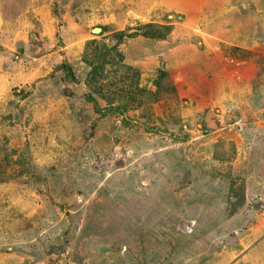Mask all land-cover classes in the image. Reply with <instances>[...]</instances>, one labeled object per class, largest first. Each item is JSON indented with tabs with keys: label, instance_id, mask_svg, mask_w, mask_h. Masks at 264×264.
<instances>
[{
	"label": "rangeland",
	"instance_id": "374dc122",
	"mask_svg": "<svg viewBox=\"0 0 264 264\" xmlns=\"http://www.w3.org/2000/svg\"><path fill=\"white\" fill-rule=\"evenodd\" d=\"M49 1L59 22L91 0ZM102 3L113 25L83 30L98 43L89 66L60 24L51 40L35 25L15 40L26 0H0V264H264V157L248 154L262 172L252 182L237 170L247 120L230 101L220 110L219 80L196 56L204 22L226 8L257 11L250 36L264 44V0ZM159 71L173 93L155 95ZM86 95L124 111L98 115Z\"/></svg>",
	"mask_w": 264,
	"mask_h": 264
},
{
	"label": "crops",
	"instance_id": "0c3cea01",
	"mask_svg": "<svg viewBox=\"0 0 264 264\" xmlns=\"http://www.w3.org/2000/svg\"><path fill=\"white\" fill-rule=\"evenodd\" d=\"M48 1L49 0H26L25 9H22V6L21 10L13 7V12H22L21 14L19 13L21 17H16L13 23V25L18 26L15 32V40L23 43L27 42V38L24 37L25 34L19 32L21 30H31L34 25L39 34L44 35L47 40H51L56 36L54 25L60 24L59 29L62 30L64 35L63 37L61 33L60 38L65 41L64 45H68V49L70 46L74 47L76 45L84 62L88 63L89 66L95 65L92 61L94 60L93 58H96V54L92 51H88L87 47L93 46L96 50H99L98 47H96L98 46L96 42L97 39H92V37L83 30L86 29L85 27L98 24L110 28V25H113L112 18L114 16L112 6L107 4L105 8L102 0H91L88 4L79 6L74 10H64V14L58 22L50 16L51 4L50 1L49 3ZM9 3L8 1L7 4ZM247 5L250 6L248 3ZM197 9L198 7H194V10ZM100 13L111 14L107 17H101ZM218 13L221 15L216 18H208L203 24L204 38L202 42L199 43L201 46H198L199 50H201V54L200 51H196V56L199 60L197 62V71L207 70L209 74L205 76L206 78L213 77V80H219V89L212 90V94L217 95L219 101L223 103L220 110L224 109L227 111L232 107V104L230 106L228 103H235L236 107L242 112L240 121L247 120V123H243L240 128V136L238 135V137H235V139H237L235 141L236 147L239 145L247 158L243 159L242 162L236 160H234V162L237 163V170L246 180L252 182L254 176L258 178L259 175L264 172V164L260 167L262 172H254L253 162L248 157L249 153H254L256 147L259 154H261L260 156L264 157V123L260 124L259 121L252 122L251 120L258 114L257 109L259 107L264 108V44L260 42L259 37L255 35L250 36L254 30L255 33H258V28L260 31V18L257 15V11H254L252 15L248 8H243L241 10L226 8L218 11ZM192 14H197V12H192ZM0 20V25L6 23L4 22L6 18L3 16V11L1 9ZM154 23L157 22L154 21ZM158 23L160 26H163L160 22ZM230 25H239L241 34H239L240 31L237 33L232 30ZM152 28L156 29V33L163 34V27ZM216 28L219 30L218 32H214ZM105 29L106 28H104V30ZM242 33L244 36H242ZM102 34H104V32ZM148 39V41L155 43L153 44L154 47L160 46L159 44L165 41L164 38H162V40L156 38ZM159 55L160 54H158V56ZM102 62H104V59H99V65L98 67L96 66L98 70H102L105 67L101 66ZM106 63L113 64L112 60L109 58H106ZM214 72L215 75H213ZM124 92H126L125 96L130 94L127 91ZM118 93H120V91L113 90L112 92V94ZM232 119L235 121L230 120L231 122H237L236 119ZM244 127L245 130L242 129Z\"/></svg>",
	"mask_w": 264,
	"mask_h": 264
},
{
	"label": "trees",
	"instance_id": "16d2710c",
	"mask_svg": "<svg viewBox=\"0 0 264 264\" xmlns=\"http://www.w3.org/2000/svg\"><path fill=\"white\" fill-rule=\"evenodd\" d=\"M149 28V27H148ZM143 29L145 30V28L143 27ZM149 30V29H148ZM157 31L155 32H151L149 31L147 33V35L150 37V38H156V39H160L162 40V38H164V33L163 34H158L156 33ZM98 59V58H97ZM97 69L98 71V68L97 67H94V71L95 72ZM92 76H90L91 78ZM159 78L156 79L155 81H153V85L155 87V95L159 96L163 93H166V91L168 90L169 92H174V90L172 88L168 89L167 85H165V77H166V73L163 72V71H159ZM168 92V93H169ZM120 93H118V95H120ZM115 95V94H113ZM132 96V95H131ZM85 99L88 103H91L92 104V107H93V111L95 113H97L98 115H101V116H105L106 114H109V113H113V112H123L124 110L123 109H120L119 107H113L112 104L108 105L106 108H101L98 101L94 98V97H91L90 95H86L85 96ZM129 99H132L129 98Z\"/></svg>",
	"mask_w": 264,
	"mask_h": 264
},
{
	"label": "water",
	"instance_id": "95a60500",
	"mask_svg": "<svg viewBox=\"0 0 264 264\" xmlns=\"http://www.w3.org/2000/svg\"><path fill=\"white\" fill-rule=\"evenodd\" d=\"M93 33H96V30L95 31H92Z\"/></svg>",
	"mask_w": 264,
	"mask_h": 264
}]
</instances>
